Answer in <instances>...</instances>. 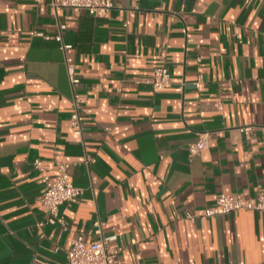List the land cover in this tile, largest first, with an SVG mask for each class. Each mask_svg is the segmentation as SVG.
<instances>
[{"label":"crops","instance_id":"1","mask_svg":"<svg viewBox=\"0 0 264 264\" xmlns=\"http://www.w3.org/2000/svg\"><path fill=\"white\" fill-rule=\"evenodd\" d=\"M113 2L97 17L55 0H0V264H65L78 235L97 239V220L118 264H264V212L187 218L222 192H264V3ZM160 66L171 83L155 90ZM75 97L83 136L70 120ZM205 131L209 146L190 156ZM38 159L51 178L70 163L84 190L60 206L64 225L44 224Z\"/></svg>","mask_w":264,"mask_h":264},{"label":"built area","instance_id":"2","mask_svg":"<svg viewBox=\"0 0 264 264\" xmlns=\"http://www.w3.org/2000/svg\"><path fill=\"white\" fill-rule=\"evenodd\" d=\"M264 3V0H261ZM56 7L81 8L87 10L90 14L103 17L106 16L115 4L113 0H55ZM66 28L65 24L59 25V33L56 40L63 42L62 32ZM66 46L62 44V48ZM68 74L72 86L80 82L75 75V67L68 65ZM203 82V76L200 74L194 81L195 87L199 90ZM149 83L155 90H161L171 83V74L167 66H160L155 69L153 78ZM180 86H185V80L179 81ZM81 98L75 97L74 109L71 113V124L73 131L78 136H83V124L80 115ZM253 126L241 128L248 138H251ZM211 132L205 131L200 138L189 147L190 156L199 154L202 150L209 146ZM87 161L94 162V158H87ZM34 166L40 171L43 182L46 184V190L43 195L42 203L48 219L44 223L49 224H65L64 220L59 216L60 206L67 204L72 205L79 202L84 190L76 186L69 172L70 163L59 161L57 164V173L51 178L45 173L43 161L38 159L34 162ZM237 210H256L264 212V192H260L256 197H246L243 194H230L222 192L217 195L214 207L206 208L201 214L188 212L187 218L196 220L200 216L210 217L214 215L229 214ZM95 232L97 239L92 242L85 240L82 234L78 235L67 250L65 264H118L119 248L112 247L111 242L114 237H107L103 233V226L99 220L95 223Z\"/></svg>","mask_w":264,"mask_h":264}]
</instances>
